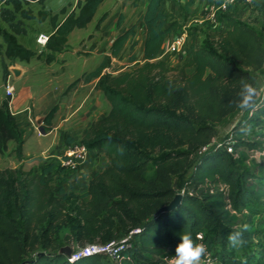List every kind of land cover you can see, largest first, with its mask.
<instances>
[{"label":"trees","instance_id":"obj_1","mask_svg":"<svg viewBox=\"0 0 264 264\" xmlns=\"http://www.w3.org/2000/svg\"><path fill=\"white\" fill-rule=\"evenodd\" d=\"M30 1L45 2L4 0L1 7L0 35L5 50L0 55L11 63L30 62L35 57L47 64L55 62L58 53L68 48L70 34L87 27L104 2L78 0L77 10L68 12L62 7L54 14L43 6L39 18L49 20L52 32L48 51L38 53L19 40L27 33L24 19L35 17L25 7ZM226 13L225 31L202 45L194 37L180 73L171 77L159 56L181 23L166 12L164 0H147L145 62L131 72L114 75L104 71L136 34L133 25L115 37L110 54L86 76V80L99 79L98 88L110 104L108 113L85 128L78 140L64 136L66 146L86 144L108 159L103 169L92 171L87 191L62 194V184L58 190L61 195L54 191L46 175L56 170L55 161L38 173L22 166L0 170V264H112L101 254L71 260L60 251L63 246L58 242V228L71 221L81 245L109 242L121 237L119 231L126 235L140 229L132 234V246L122 264H167L165 258L174 257L183 232L206 246L213 264H252L248 257L239 258L227 246L222 250L218 246H224L228 235L236 230L240 214L255 211L264 199V183L246 167L252 151L264 150V103L252 113L245 112L233 128L237 155L226 147L213 146L201 152L214 137L215 123L239 112L231 101L237 98L240 81L257 84V72L264 71V25L259 29L235 13ZM107 17V12L99 17L97 29ZM188 67H195V71L188 73ZM2 68L7 80L10 70L4 59ZM79 81L74 80L64 93ZM170 83L174 86L171 91ZM59 108L55 103L44 116L47 130ZM245 124L251 125L248 135L240 133ZM11 140L22 160L25 130L7 96L0 101V154L7 152ZM151 166L154 171L148 174ZM190 186L203 190L191 193ZM182 190L181 203L159 213ZM71 196L80 200L75 219L66 209ZM199 234L202 237L197 239ZM248 238L245 233L244 239ZM258 252L255 264H264V245Z\"/></svg>","mask_w":264,"mask_h":264},{"label":"rangeland","instance_id":"obj_2","mask_svg":"<svg viewBox=\"0 0 264 264\" xmlns=\"http://www.w3.org/2000/svg\"><path fill=\"white\" fill-rule=\"evenodd\" d=\"M212 1L164 0L166 12L171 14L174 20L181 23V26L173 31V35L169 37L167 42L174 35L180 33L185 26L188 30V39L181 52L169 56L163 55V52H161L159 56V59L165 62L169 76H177L180 73L185 62L183 56L194 37H197L198 43L202 45L214 35L225 31V25H222L224 17L222 12H218L217 23L208 19L202 23L195 21L196 18L208 16L214 4V2L212 4ZM261 2H264V0H237L229 7L227 13H235L242 20L248 21L253 26L262 29L264 25V6H261ZM77 3L78 0H45L44 4L39 1L26 3L25 7L31 9L35 17L24 19L27 33L21 34L19 40L38 53L47 52L46 47L37 42V37L42 32L49 34L52 31V26L49 20L42 21L39 18V10L44 6L49 12L54 14L59 12L62 7H65L69 12L72 9H78ZM146 5L147 0H104L92 22L85 28L75 29L69 36L68 48L58 53V59L50 64H47L40 57H35L30 62L17 60L11 63L4 54L0 55V96L2 98L7 96L5 89L7 80L3 77L2 68V59H4L9 63L10 75L8 79H10V83L15 88L14 98L23 96L21 103L28 105L33 99L35 101L38 99L41 102V99L48 95L47 100L45 102L42 101L43 103L39 105L41 109L39 115L44 117L47 113V111L45 113L44 111L48 109V105L51 104L57 90H59V96L55 102L65 108L63 113L74 114L70 121L64 126L54 129L53 132H49L52 126L50 130L45 128L44 122L42 123L43 117L35 120V113L32 114L33 122L27 118H20L26 135V151L31 152V154L25 156L26 162L20 163L21 160L18 159L14 152L15 142L10 141L8 151L4 155L0 154V170L22 166L26 171L38 173L43 167L55 161L56 170L46 175V178L50 179V185L54 191L61 195L58 192L61 184L64 188L62 194H81L87 190L92 171L103 169L108 163L105 154L98 152L90 154L91 161L89 164L84 165L75 175L68 169L60 168L58 157L63 154L67 147L64 142L65 134H69L78 140L81 138L85 128L108 113L110 104L103 92L98 87H93V85L82 87L76 93L74 91L78 88V85L74 89L64 92L69 84L78 78L80 79L78 84H98V78L86 80L87 74L101 63L106 54H110V46L115 37L133 25L136 26V34L126 42L118 56L112 57L111 66L104 71H110L114 75L131 72L145 62L146 26L144 13ZM3 6H5V2L0 0V7ZM105 12L108 13V17L101 27L97 29L96 23ZM60 17L62 18L63 14ZM4 50L5 43L0 35L1 53ZM186 71L191 73L192 69H186ZM257 74V85L264 89V71H258ZM85 93L90 94V97L87 100H81ZM72 101L74 102L71 103ZM66 102H69L68 106H65ZM262 103H264V92L261 93L257 105ZM92 106L95 107L89 113ZM244 114L245 112L241 113L239 111L235 116L226 119L224 122L215 123L214 139L216 141L227 139L229 132L233 130ZM260 165H263V167L260 168ZM246 167L259 176L264 183V150L252 151ZM153 171L154 169L151 166L148 174L153 173ZM79 205L80 200L74 196L67 200V214L71 219L78 217ZM244 224L250 226V230L246 232L249 238L244 239L245 242L240 248H230L228 241L225 242L224 246L219 245L218 248L222 250L227 246V248L233 250L235 256L239 258L248 257V260L255 264L259 254L258 251L264 245V199L262 203L257 204L255 211L248 209L240 214L239 223L234 228L238 229ZM119 234L121 235L120 238L124 236L121 231H119ZM69 238L70 241L68 240ZM58 242L62 246L71 245L76 247L81 245L75 237L73 221L58 228Z\"/></svg>","mask_w":264,"mask_h":264},{"label":"built area","instance_id":"obj_3","mask_svg":"<svg viewBox=\"0 0 264 264\" xmlns=\"http://www.w3.org/2000/svg\"><path fill=\"white\" fill-rule=\"evenodd\" d=\"M237 0H215L214 5H212L211 12L205 18H196V22H204L208 19L211 22H218V12L225 13L228 11L229 7L235 3ZM1 13V7H0ZM49 39V34L44 32L40 33L37 37V42L46 46L47 41ZM188 39V30L186 26L183 30L174 35L168 42H166L163 48V55H176L181 52ZM6 95L11 96L13 98L15 88L10 83V79H7V84H5ZM252 113V111L250 112ZM233 130H231L228 134L227 139L216 141L214 137L211 142L201 148L202 151H206L211 147H226V149L232 153L236 154L234 146H233ZM96 150L90 149L86 144L74 143L68 145L63 154L58 157L60 161V165L62 168L68 169L72 174L78 172L87 162L90 160V154L96 153ZM189 190L191 193L199 194L203 189L199 187L198 189L195 186H190ZM181 193H184L182 190ZM140 229L136 228L130 231L128 234L124 235L122 238H118L109 242H101L95 241L92 243H87L85 245L73 246V250L71 256L69 257L71 260H76L84 256H90L93 254H101L109 259L112 264H122L123 259L125 258V252L132 246V234L134 232H138ZM200 238L202 234L198 235ZM167 264H172V259L165 258ZM201 264H213V257L211 253L207 252L205 256L202 258Z\"/></svg>","mask_w":264,"mask_h":264},{"label":"clouds","instance_id":"obj_4","mask_svg":"<svg viewBox=\"0 0 264 264\" xmlns=\"http://www.w3.org/2000/svg\"><path fill=\"white\" fill-rule=\"evenodd\" d=\"M173 88L174 86L170 83L169 90L171 91ZM262 92H264V89L260 88L256 83L242 79L240 81V90L237 93V98L232 100L231 103L241 113H250L257 106ZM250 132L251 125L245 124L240 128V133L242 135H248ZM249 230L250 226L244 224L242 227L232 231L228 235L229 247L236 249L240 248L245 242L244 234ZM197 239H199V236ZM205 254L206 246L203 243H197L190 233L183 232L181 234V240L175 248L172 264H201Z\"/></svg>","mask_w":264,"mask_h":264},{"label":"crops","instance_id":"obj_5","mask_svg":"<svg viewBox=\"0 0 264 264\" xmlns=\"http://www.w3.org/2000/svg\"><path fill=\"white\" fill-rule=\"evenodd\" d=\"M213 2L215 3V0L212 1V4ZM214 5V4H213ZM222 25H225L224 22H222ZM52 32V31H51ZM50 32V33H51ZM49 33V34H50ZM184 59L186 61V54H184ZM187 69H192V72L193 73L195 71V67H188ZM93 85V87H98V84H78V88L75 89L74 93L78 92V90L82 87H89ZM15 93V92H14ZM58 94V95H57ZM59 96V90H57L56 94H55V97L52 99V102L50 105H48V109H46L44 111V113L47 111H49L51 105H53L54 103H56L55 101H57V98ZM7 97V96H6ZM47 97L48 95L44 96L42 99H41V102H39V100L37 99L36 101L33 99V101L31 103H29L28 105H25L24 103H21L22 100H23V96L21 97H15L13 96V98H11V108H12V111L13 113L17 116V118L19 119L20 121V118H27L29 121L33 122L34 119L32 118V114L35 113L36 115V118L35 120H38V118H42L43 115H39V112L41 113V109L39 107L40 104H42L43 102H45L47 100ZM90 97V94H84L83 97L81 98V100H87L88 98ZM4 98H2V96H0V101H2ZM43 101V102H42ZM74 101H72L71 103H73ZM69 102H66L65 106H68ZM72 106V105H71ZM95 106H92L89 110V113L90 111H92L94 109ZM93 108V109H92ZM63 110H65V108L61 105L59 110L57 111V113L55 114L54 116V119H53V123H52V129L51 131L49 132H53L54 129L58 128V127H61L62 125L64 126L68 121H70L71 117H73V113L71 114H65L63 113ZM46 115V114H45ZM44 115V116H45ZM44 119V117L42 118ZM43 123V121H42ZM26 137V135H25ZM11 141H14V140H11ZM10 142V141H9ZM15 142V141H14ZM9 145V144H8ZM16 145V143H15ZM10 146V145H9ZM26 141H25V145H24V158L21 160L20 163H24L26 162V159H25V156L26 155H29L31 154V152H27L26 151ZM15 148V146H14ZM9 149V147H8ZM8 151V150H7ZM2 155V154H1ZM91 160H89L90 162ZM89 162H87L85 165L89 164ZM55 170L51 171L50 173L54 172ZM91 177H89L90 179ZM88 189V188H87ZM87 191V190H86Z\"/></svg>","mask_w":264,"mask_h":264},{"label":"water","instance_id":"obj_6","mask_svg":"<svg viewBox=\"0 0 264 264\" xmlns=\"http://www.w3.org/2000/svg\"><path fill=\"white\" fill-rule=\"evenodd\" d=\"M182 197H183V193L181 192L177 193L169 204L160 208L159 213L164 212V211H170L176 208L181 203ZM60 251L64 252L68 257H70L72 253L71 246L69 245L63 246L60 249Z\"/></svg>","mask_w":264,"mask_h":264}]
</instances>
